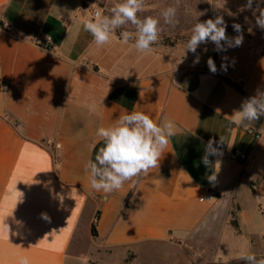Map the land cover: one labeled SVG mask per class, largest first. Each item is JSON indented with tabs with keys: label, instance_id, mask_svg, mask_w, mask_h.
<instances>
[{
	"label": "crops",
	"instance_id": "1",
	"mask_svg": "<svg viewBox=\"0 0 264 264\" xmlns=\"http://www.w3.org/2000/svg\"><path fill=\"white\" fill-rule=\"evenodd\" d=\"M13 1L0 0V264H135L139 244L198 240H213L223 264L264 260V116L239 125L232 117L264 92V54L243 40L216 50L215 72L183 65L196 53L180 52V29L159 19L158 0H145L138 13L160 20L147 52L121 42V31L135 32L131 25L103 47L83 28L93 7L111 15L122 0L86 8L83 0H28L23 20L41 7L31 26L7 18ZM41 36L48 50L34 43ZM133 111L172 121L174 135L158 167L97 192L85 169L103 146L97 129ZM207 191L218 199L199 201ZM231 202L238 232L227 223Z\"/></svg>",
	"mask_w": 264,
	"mask_h": 264
},
{
	"label": "clouds",
	"instance_id": "2",
	"mask_svg": "<svg viewBox=\"0 0 264 264\" xmlns=\"http://www.w3.org/2000/svg\"><path fill=\"white\" fill-rule=\"evenodd\" d=\"M145 0H122L111 8V15H102L96 12L93 18L83 21V28L93 38L97 47H103L111 43V37L117 29L126 25L134 27L135 32L121 31L119 38L124 44L134 41L137 51H151L152 46L158 41L160 34V20L155 17L141 19L138 13L143 10ZM252 0H248L247 7H251ZM175 9L167 7L161 12L165 23H172L175 17ZM259 27L264 29V10L256 19ZM226 24L223 17L217 16L215 20L208 19L204 22H196L192 28V34L186 42L185 50L196 52L202 43L212 42L217 51H223L224 43L229 46H240L243 36L238 35L229 41L226 35ZM235 31H240L239 25H233ZM49 39V37H48ZM198 62V58L196 61ZM208 66L215 72L214 61L209 58ZM264 116V92H257L242 101L240 109L232 115L236 124L245 121H257ZM174 123L172 121L155 122L149 115L143 112L133 111L119 117L118 121L110 127H99L96 135L103 140V146L99 148L95 162L89 161L85 165L90 172L91 187L97 192L110 193L120 189L123 184L141 174L148 173L151 168L159 166L163 150L174 135ZM212 141L206 147L203 162L208 164V155L213 154ZM216 177L211 176L210 180ZM248 264H264V260L257 261L254 255L242 256ZM22 264H27L23 261Z\"/></svg>",
	"mask_w": 264,
	"mask_h": 264
},
{
	"label": "rangeland",
	"instance_id": "3",
	"mask_svg": "<svg viewBox=\"0 0 264 264\" xmlns=\"http://www.w3.org/2000/svg\"><path fill=\"white\" fill-rule=\"evenodd\" d=\"M28 0H22L23 2ZM89 1V0H88ZM159 5L167 7H174L179 10L175 14L173 24L180 29L179 43L181 53L188 54L191 51L185 50L186 42L192 34V28L196 22H204L208 19H213L217 16L223 17L226 26L239 25L241 32L233 33L228 38L243 36L246 44L254 48L258 53L264 54V29L259 27L256 23L257 17L260 12L264 10V0H252L251 7H247L248 0H158ZM36 7V6H35ZM21 6L19 5L17 17H22ZM93 10L101 12L100 9L92 8ZM102 15H110L109 11L104 10ZM41 7L37 6L33 9V23L40 19ZM159 19L163 20L161 14ZM164 21V20H163ZM165 23V22H164ZM166 27L171 28L168 23ZM177 35V33H176ZM170 37L166 35L163 39L164 42L172 43ZM213 46L212 42L202 43L196 50V56L191 62L183 63V65L192 66L198 69L208 67L207 57ZM193 54V52H191ZM198 58V62L196 61ZM239 181L237 188H241V172L238 177ZM219 195L217 196L218 199ZM235 206L231 202L229 207V214L227 215V223L235 232H238L237 222L234 216ZM231 220L235 225L231 224ZM139 253L135 256V264H173L171 261L176 260V264H223L215 259L213 254V247L215 242L200 241L192 242L189 244H180L176 242L165 241H152L144 244H139ZM187 248L181 252L175 251L173 248ZM191 247V248H190ZM190 248V249H189ZM209 248V249H208ZM208 249L209 252L206 250ZM241 264V262L234 263Z\"/></svg>",
	"mask_w": 264,
	"mask_h": 264
},
{
	"label": "trees",
	"instance_id": "4",
	"mask_svg": "<svg viewBox=\"0 0 264 264\" xmlns=\"http://www.w3.org/2000/svg\"><path fill=\"white\" fill-rule=\"evenodd\" d=\"M92 1L93 0H83V2H82V4H81V6L84 8H86L87 7V5H88V3L89 2H91L92 3ZM94 2V1H93ZM22 3V0H14L11 4H10V6H8V8H7V11H6V16H7V18L8 19H10L11 21H14L15 19H16V22H18L20 25L21 24H27L28 26H31V25H36V22L35 23H33V20L32 21H29V20H23V17H17V11H18V8H19V5ZM235 25H237V24H235ZM239 32H241V27H240V31ZM239 32H237V31H235L234 30V28H233V25L232 26H227L226 27V35L229 37V36H231L233 33H239ZM223 44H224V42H222ZM215 52H216V46L213 44V46H212V56H211V59L214 61V64H215ZM224 79V78H223ZM230 86H232V87H234V88H236V89H238V90H240L241 91V89L239 88V86L237 85V84H235V83H232V82H230L229 80H227V79H224ZM231 224L232 225H235L234 224V221L233 220H231ZM90 232H91V236L92 237H95L96 236V234H95V231H94V222H92L91 223V225H90Z\"/></svg>",
	"mask_w": 264,
	"mask_h": 264
},
{
	"label": "built area",
	"instance_id": "5",
	"mask_svg": "<svg viewBox=\"0 0 264 264\" xmlns=\"http://www.w3.org/2000/svg\"><path fill=\"white\" fill-rule=\"evenodd\" d=\"M97 11H94L92 13V18L94 17L95 13ZM34 43L39 46L42 50H48L50 48V40L46 38L45 36L39 37L37 40H34ZM255 130H253L254 132ZM255 133V132H254ZM255 138H259V135L255 133ZM235 153H238L237 150L234 151ZM218 194L215 191H207L203 196L199 198V201L209 202L212 203L217 199Z\"/></svg>",
	"mask_w": 264,
	"mask_h": 264
}]
</instances>
